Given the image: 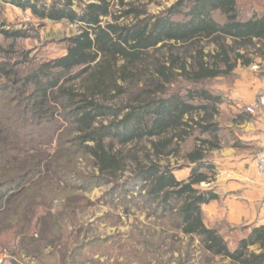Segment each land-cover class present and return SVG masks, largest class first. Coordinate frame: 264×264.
Segmentation results:
<instances>
[{"label":"trees","instance_id":"obj_1","mask_svg":"<svg viewBox=\"0 0 264 264\" xmlns=\"http://www.w3.org/2000/svg\"><path fill=\"white\" fill-rule=\"evenodd\" d=\"M1 1L41 20L77 24L78 31L66 37L63 55L21 71L29 54L14 60L15 41L27 33L0 28L13 41L0 44V94L24 96V112L42 124L60 113L77 130L69 142L91 157L98 178L125 177L128 192L139 189L175 228L200 238L210 256L264 264V224L232 249L219 228L205 223L203 205L218 195L198 187L215 177L213 152L223 148V97L204 82L264 59V12L246 15L240 0H177L157 13L148 5L158 0ZM1 122L0 162L11 153ZM46 161L18 164L16 173L0 168V215ZM184 168L187 178L178 179Z\"/></svg>","mask_w":264,"mask_h":264},{"label":"rangeland","instance_id":"obj_2","mask_svg":"<svg viewBox=\"0 0 264 264\" xmlns=\"http://www.w3.org/2000/svg\"><path fill=\"white\" fill-rule=\"evenodd\" d=\"M175 1L158 0L148 8L157 13ZM240 6L246 15L264 12V0H240ZM0 28L27 33L15 41L18 52L14 60H22L23 51L29 54L26 64L18 67L21 71L63 55L66 37L78 31L77 24L41 20L30 10H15L2 3ZM12 42L0 34L1 45L8 47ZM204 84L223 97L219 116L223 148L239 143L255 154L257 144L240 140L246 133L236 121L264 96V59L255 56L252 65L239 64L230 74ZM27 104L14 90L0 94V121L11 147L0 168L9 167L16 173L12 167L18 164L30 166L41 158L47 161L0 215V264H230L205 252L200 238L192 239L175 228L173 218L155 211L139 189L128 192L125 177L116 182L98 178L91 157L69 142L77 134L75 126L60 113L55 122L42 124L24 112ZM257 111L249 118L264 115ZM55 169L66 173L56 176ZM188 173V168L175 172L178 179ZM213 180L198 187L214 191ZM214 227L234 249L240 231Z\"/></svg>","mask_w":264,"mask_h":264},{"label":"crops","instance_id":"obj_3","mask_svg":"<svg viewBox=\"0 0 264 264\" xmlns=\"http://www.w3.org/2000/svg\"><path fill=\"white\" fill-rule=\"evenodd\" d=\"M0 3L7 8L21 9L1 0ZM241 119L236 125L246 134L240 140L256 143V152L240 146L216 150V175L211 188L218 198L203 205L207 226L220 225L227 232L240 231V239L253 227L264 224V178L254 161L264 147V115Z\"/></svg>","mask_w":264,"mask_h":264},{"label":"built area","instance_id":"obj_4","mask_svg":"<svg viewBox=\"0 0 264 264\" xmlns=\"http://www.w3.org/2000/svg\"><path fill=\"white\" fill-rule=\"evenodd\" d=\"M263 111L264 113V96L259 97L255 103L249 105L246 111L251 114H256L258 111ZM255 164L258 173L264 178V147L255 155ZM202 184H205L203 182ZM2 262V257H0V263Z\"/></svg>","mask_w":264,"mask_h":264}]
</instances>
